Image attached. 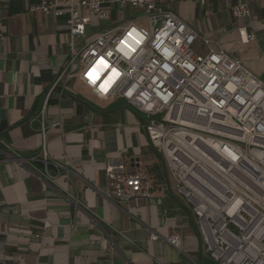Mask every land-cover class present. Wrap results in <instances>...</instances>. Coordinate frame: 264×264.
<instances>
[{"label": "crops", "instance_id": "obj_1", "mask_svg": "<svg viewBox=\"0 0 264 264\" xmlns=\"http://www.w3.org/2000/svg\"><path fill=\"white\" fill-rule=\"evenodd\" d=\"M242 2L162 5L199 33L197 51H206L202 38L219 40L264 82V0H252V16L239 19L232 7ZM35 3L0 0V264H220L192 207L171 189L147 118L121 98H98L77 77L52 91L69 62L68 18L33 12ZM110 27L93 18L87 35ZM44 147L54 179L45 174ZM64 162L69 175L53 164ZM116 162L127 173L146 172L149 198H106V169ZM41 233L43 240L34 237ZM152 233L161 239L151 241ZM172 236L181 237V251L166 242Z\"/></svg>", "mask_w": 264, "mask_h": 264}, {"label": "built area", "instance_id": "obj_2", "mask_svg": "<svg viewBox=\"0 0 264 264\" xmlns=\"http://www.w3.org/2000/svg\"><path fill=\"white\" fill-rule=\"evenodd\" d=\"M35 1L33 12L68 18L69 62L52 91L77 77L98 98L118 97L136 108L148 120L150 145L167 161L171 189L198 218L211 256L220 264H264V82L219 40L202 38L206 51H197L199 33L162 0ZM251 1L233 6L234 16L250 18ZM126 8L143 14L88 37L93 18L109 21ZM141 20L147 28L136 25ZM42 157L45 174L54 179L45 147ZM53 164L70 174L67 162ZM106 178L105 196L117 203L149 198L153 189L144 170L131 174L109 166ZM34 237L43 240L44 234ZM166 242L182 250L180 236Z\"/></svg>", "mask_w": 264, "mask_h": 264}, {"label": "rangeland", "instance_id": "obj_3", "mask_svg": "<svg viewBox=\"0 0 264 264\" xmlns=\"http://www.w3.org/2000/svg\"><path fill=\"white\" fill-rule=\"evenodd\" d=\"M142 14H143V12L140 10L126 8L123 10H119L118 16H117V11H114L113 18H111V20H109V21H105V23H107L108 25H111V26H118L122 23H125V22L131 20L132 18L142 16ZM136 25L138 27L147 28L148 21L147 20H141V21L137 22ZM157 118L161 119L160 116H158ZM165 162L167 164L166 160H165Z\"/></svg>", "mask_w": 264, "mask_h": 264}, {"label": "bare ground", "instance_id": "obj_4", "mask_svg": "<svg viewBox=\"0 0 264 264\" xmlns=\"http://www.w3.org/2000/svg\"><path fill=\"white\" fill-rule=\"evenodd\" d=\"M182 121H183L184 123L193 124L192 122L186 121L185 119H182ZM211 160L214 161L213 159H211Z\"/></svg>", "mask_w": 264, "mask_h": 264}, {"label": "water", "instance_id": "obj_5", "mask_svg": "<svg viewBox=\"0 0 264 264\" xmlns=\"http://www.w3.org/2000/svg\"><path fill=\"white\" fill-rule=\"evenodd\" d=\"M116 163H119V164H117L118 166H116V167L123 166L122 162H116Z\"/></svg>", "mask_w": 264, "mask_h": 264}]
</instances>
